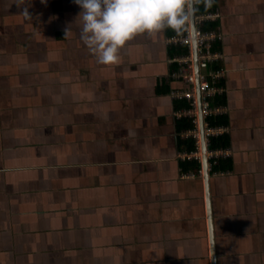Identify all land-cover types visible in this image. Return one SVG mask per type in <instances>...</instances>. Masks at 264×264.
<instances>
[{"label":"crops","instance_id":"0c3cea01","mask_svg":"<svg viewBox=\"0 0 264 264\" xmlns=\"http://www.w3.org/2000/svg\"><path fill=\"white\" fill-rule=\"evenodd\" d=\"M205 7L228 153L206 181L182 170L173 30L98 65L75 0H0V264H264V0Z\"/></svg>","mask_w":264,"mask_h":264},{"label":"clouds","instance_id":"9594fccd","mask_svg":"<svg viewBox=\"0 0 264 264\" xmlns=\"http://www.w3.org/2000/svg\"><path fill=\"white\" fill-rule=\"evenodd\" d=\"M43 2V0H42ZM213 0H75L81 8L79 37L98 65L120 62V51L137 35L171 29L183 33L197 5ZM25 3V0H21ZM27 16V10L25 13ZM28 17V16H27Z\"/></svg>","mask_w":264,"mask_h":264},{"label":"built area","instance_id":"2783aa9c","mask_svg":"<svg viewBox=\"0 0 264 264\" xmlns=\"http://www.w3.org/2000/svg\"><path fill=\"white\" fill-rule=\"evenodd\" d=\"M196 10V8H195ZM217 17V13H205L195 14V43L196 53L198 58V83L200 90V114L202 117L203 135L206 146V167L208 171H211L214 165V160L219 157H225L228 153L221 150H210L209 141L214 135L221 132L219 127H213L209 125V119L211 117L218 116L221 113L219 107L213 105V99L221 92L218 83L223 78V71L221 68L213 69L211 65L217 64L221 60L219 52L211 50V43L218 40L219 36L215 31H203L201 25L212 18ZM170 44H182L187 47L190 54L187 55L185 61L179 64V69L175 72L174 77L181 79L187 87L185 90H177L171 94V98L176 101H186L189 105L187 109L183 110V117L190 119L192 128L187 131V137L194 141V150L190 152H184L180 155L181 161H197L201 162V150H200V132H199V120L197 112V101L195 96V74L191 65V30L190 25L183 33L171 36L168 38ZM190 56V57H188ZM204 70V74L201 73ZM185 136V135H184ZM199 177L203 176V169L199 167L196 173ZM187 178L190 175H183Z\"/></svg>","mask_w":264,"mask_h":264},{"label":"trees","instance_id":"16d2710c","mask_svg":"<svg viewBox=\"0 0 264 264\" xmlns=\"http://www.w3.org/2000/svg\"><path fill=\"white\" fill-rule=\"evenodd\" d=\"M215 1L216 0H213V2H215ZM213 2H212V4H213ZM206 12H209V10L206 9L204 3H201V4L196 6V10H195V14L196 15L205 14ZM215 26H216L215 23L213 25V23H211V22H205V23H203L201 25V29L203 31H215V29H214ZM172 33L178 34L175 31L172 32ZM216 41H218V40H216ZM185 48L182 51H185ZM216 49H219V43L216 44ZM216 49H215V44H212L211 50L213 51V50H216ZM211 67L213 69L221 68L219 63L213 64V65H211ZM213 102H214V100H213ZM181 107L184 108V109H187L189 107V105H188L187 102H182ZM222 119L223 118L219 117V116L211 117L209 119L210 120V125L216 126L218 124H221V123H223ZM177 124H178V129L179 130H181V129H183V130L188 129L189 130V129H191L193 127L191 122H190V119H188V118H182L181 120L178 121ZM181 143L185 144V146H187V151L194 150V141L192 139H189L187 141H182ZM224 147H225V141H224L223 138H211L210 141H209V149L210 150L223 149ZM214 162L215 163L212 166L211 171L215 172L217 170H220L221 168L224 169L225 165L224 166L221 165V164H223V162L219 158L215 159ZM198 168H199V163L197 161H184V162H182V170L184 172H186L188 170L193 171V172H197Z\"/></svg>","mask_w":264,"mask_h":264},{"label":"water","instance_id":"95a60500","mask_svg":"<svg viewBox=\"0 0 264 264\" xmlns=\"http://www.w3.org/2000/svg\"><path fill=\"white\" fill-rule=\"evenodd\" d=\"M195 10L193 12L192 16V22L190 24V30H191V37H192V44H191V56H192V61H193V67H194V74H195V96H196V101H197V112H198V120H199V132H200V150H201V167L203 169V176L206 181V178L208 176V170L206 167V148H205V141H204V135H203V127H202V117L200 114V90H199V83H198V58H197V53H196V43H195ZM209 208L207 204V218H208V225L209 228H211V220L209 216ZM211 248H212V243H211ZM211 264H215V257H214V252L213 248L211 249Z\"/></svg>","mask_w":264,"mask_h":264}]
</instances>
